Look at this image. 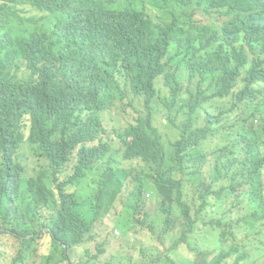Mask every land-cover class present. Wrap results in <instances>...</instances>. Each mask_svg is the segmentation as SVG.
I'll use <instances>...</instances> for the list:
<instances>
[{
	"label": "trees",
	"instance_id": "1",
	"mask_svg": "<svg viewBox=\"0 0 264 264\" xmlns=\"http://www.w3.org/2000/svg\"><path fill=\"white\" fill-rule=\"evenodd\" d=\"M3 234L10 264L44 242L62 264L264 249V0H0Z\"/></svg>",
	"mask_w": 264,
	"mask_h": 264
},
{
	"label": "rangeland",
	"instance_id": "2",
	"mask_svg": "<svg viewBox=\"0 0 264 264\" xmlns=\"http://www.w3.org/2000/svg\"><path fill=\"white\" fill-rule=\"evenodd\" d=\"M200 20L204 23L210 22L209 17H200ZM135 113L132 110V108L125 106L123 107L119 112H112L105 118V127L107 128L109 134L112 135V132L114 129L120 126H125L128 122L132 121L134 119ZM124 166H129V162H124ZM151 197H154L155 195H150ZM148 197L147 203L148 206H152L154 203V200ZM125 202V195L121 194L118 199L114 202L112 209L108 213H104V206L100 210V216L99 218L103 221L104 227L98 231V234L102 236V238L107 237L109 231L112 228V225L116 219V215L121 211L123 204ZM91 215H88L86 218L91 220L92 217H94V212ZM199 227H201L200 224H198ZM115 239H111L109 244H106L107 250L106 253L109 251H115L118 250L122 251L121 245H125V243H119L117 239L121 240L118 235V231H114ZM138 241L143 242H150L149 236L146 234L145 238H142L141 236H137ZM14 241V238L8 235H0V264H10L11 262V255L13 253V250L8 249L7 245L12 244ZM264 245V243H262ZM257 253L254 252H246L244 248L238 249L235 251L233 255H224L220 258H218L221 262V264H264V261L262 258H264V249L257 245ZM2 248L4 250H2ZM41 251L43 252V255H40ZM207 252V250L202 251V255H204ZM78 253V249H77ZM164 250H161V255H163ZM261 255V257H260ZM62 260L61 251L56 246H51L48 242H44V246L42 243H40L39 247V253L38 257L34 260H29V264H62L60 261ZM203 259L201 258L200 261ZM86 259L82 260V264H85Z\"/></svg>",
	"mask_w": 264,
	"mask_h": 264
},
{
	"label": "clouds",
	"instance_id": "3",
	"mask_svg": "<svg viewBox=\"0 0 264 264\" xmlns=\"http://www.w3.org/2000/svg\"><path fill=\"white\" fill-rule=\"evenodd\" d=\"M104 127H105V121H104ZM106 128V127H105ZM107 129V128H106ZM108 131V130H107ZM109 133V132H108Z\"/></svg>",
	"mask_w": 264,
	"mask_h": 264
}]
</instances>
